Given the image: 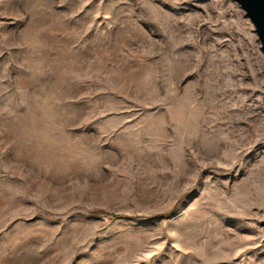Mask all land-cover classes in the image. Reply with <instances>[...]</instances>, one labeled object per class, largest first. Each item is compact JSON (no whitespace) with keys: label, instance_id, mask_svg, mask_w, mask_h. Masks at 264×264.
Wrapping results in <instances>:
<instances>
[{"label":"rangeland","instance_id":"obj_1","mask_svg":"<svg viewBox=\"0 0 264 264\" xmlns=\"http://www.w3.org/2000/svg\"><path fill=\"white\" fill-rule=\"evenodd\" d=\"M248 186L264 53L236 2L0 0V264H264Z\"/></svg>","mask_w":264,"mask_h":264},{"label":"water","instance_id":"obj_2","mask_svg":"<svg viewBox=\"0 0 264 264\" xmlns=\"http://www.w3.org/2000/svg\"><path fill=\"white\" fill-rule=\"evenodd\" d=\"M244 11L253 25L254 32L264 53V0H232Z\"/></svg>","mask_w":264,"mask_h":264},{"label":"bare ground","instance_id":"obj_3","mask_svg":"<svg viewBox=\"0 0 264 264\" xmlns=\"http://www.w3.org/2000/svg\"><path fill=\"white\" fill-rule=\"evenodd\" d=\"M247 190H249L250 193H246L248 195L245 194V198H244V202L246 203L245 211L249 210L248 207H250L251 202H253L255 200L262 201L264 203V194H262V193L258 194L257 197L254 198V196H252L253 194H251L253 192V188L248 186Z\"/></svg>","mask_w":264,"mask_h":264}]
</instances>
